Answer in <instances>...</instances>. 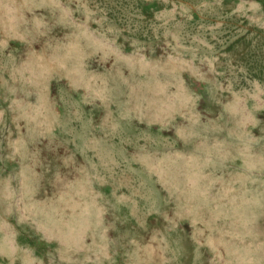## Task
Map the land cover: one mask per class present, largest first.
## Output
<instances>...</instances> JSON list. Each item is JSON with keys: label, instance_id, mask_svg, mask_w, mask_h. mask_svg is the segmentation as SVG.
I'll list each match as a JSON object with an SVG mask.
<instances>
[{"label": "rangeland", "instance_id": "374dc122", "mask_svg": "<svg viewBox=\"0 0 264 264\" xmlns=\"http://www.w3.org/2000/svg\"><path fill=\"white\" fill-rule=\"evenodd\" d=\"M0 264H264V0H0Z\"/></svg>", "mask_w": 264, "mask_h": 264}]
</instances>
